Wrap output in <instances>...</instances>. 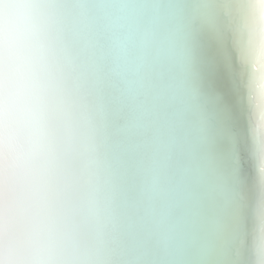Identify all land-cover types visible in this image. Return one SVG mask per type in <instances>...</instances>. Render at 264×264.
<instances>
[{"label":"snow or ice","instance_id":"snow-or-ice-1","mask_svg":"<svg viewBox=\"0 0 264 264\" xmlns=\"http://www.w3.org/2000/svg\"><path fill=\"white\" fill-rule=\"evenodd\" d=\"M257 42L264 0H0V219L26 178L73 235L29 264H264Z\"/></svg>","mask_w":264,"mask_h":264},{"label":"bare ground","instance_id":"bare-ground-1","mask_svg":"<svg viewBox=\"0 0 264 264\" xmlns=\"http://www.w3.org/2000/svg\"><path fill=\"white\" fill-rule=\"evenodd\" d=\"M17 15L14 9L4 13L5 25ZM264 43L257 42L241 54L244 70L254 83L264 80ZM260 111L255 112L254 123L259 122ZM257 151L250 167L256 169L261 191L258 227L264 233V136L257 132ZM37 165L46 163V157L38 154ZM71 225L65 210L51 193L34 194L28 180L21 179L12 186L10 209L0 219V261L3 264H29V259L41 250L72 243ZM264 258V249L258 251V259Z\"/></svg>","mask_w":264,"mask_h":264},{"label":"clouds","instance_id":"clouds-1","mask_svg":"<svg viewBox=\"0 0 264 264\" xmlns=\"http://www.w3.org/2000/svg\"><path fill=\"white\" fill-rule=\"evenodd\" d=\"M259 55H264V52H261V53H258ZM261 85H262V92H264V80H261ZM259 121H264V110H261L260 111V114H259Z\"/></svg>","mask_w":264,"mask_h":264}]
</instances>
